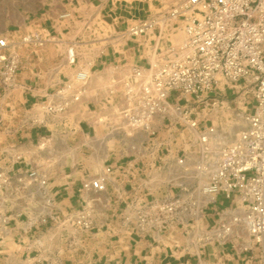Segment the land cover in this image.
I'll return each mask as SVG.
<instances>
[{"label": "crops", "instance_id": "0c3cea01", "mask_svg": "<svg viewBox=\"0 0 264 264\" xmlns=\"http://www.w3.org/2000/svg\"><path fill=\"white\" fill-rule=\"evenodd\" d=\"M181 1L77 0L84 19L67 24L65 14L70 8L61 0L32 23L25 18L26 25L16 30L0 25V39L11 43L6 53L20 59L12 86L3 83L0 63V155L7 150L16 156L11 171L29 167L44 171L54 200L50 206L36 200L31 210L35 217L27 216L29 212L10 213V221L0 229V264H264L262 250L243 227L235 230L236 236L227 244L202 241L233 200L225 193L213 201L204 196L201 187L208 176L197 169L203 160L201 136L206 131L214 129L210 141L217 149L246 128L244 113L255 111V95L244 110L238 107L244 121L239 133L228 132V108L246 89L245 94H255V86L223 80L200 100L172 91L169 101L180 110L174 109L171 118L157 115L151 131L134 130L123 143L106 147L113 141L108 124L119 118L117 107L106 104L110 85L128 79L136 66L149 73L151 65L171 57L172 49L185 39L178 44L170 40L171 31L183 30V21L167 20L151 33L137 36L129 35L128 29L148 19H161L160 13ZM88 21L109 26V38L86 41L92 39L93 30H87ZM30 28L45 42L25 44L22 37ZM72 49L77 51L74 62ZM80 71L91 78L84 96L67 113L37 110L54 101L67 82L77 83ZM221 119L222 125H216ZM193 121L196 127L191 126ZM44 140L46 147L39 146ZM95 143L101 149L99 159H95ZM101 175L107 177L106 190L84 189L85 182ZM176 196L198 202L201 213L194 217L186 211L173 225L147 234L135 231L123 218L136 198ZM84 208L92 214V228L62 225L60 217L66 212ZM246 245L253 250H245Z\"/></svg>", "mask_w": 264, "mask_h": 264}, {"label": "built area", "instance_id": "2783aa9c", "mask_svg": "<svg viewBox=\"0 0 264 264\" xmlns=\"http://www.w3.org/2000/svg\"><path fill=\"white\" fill-rule=\"evenodd\" d=\"M160 14L161 19L130 27L128 34L143 35L170 20L184 22L186 37L172 49L171 57L151 65L149 73L134 67L132 76L124 80L121 114L134 130L151 131L157 115L171 118L174 109L180 110L169 101L172 91L200 100L223 80L255 86L257 105L253 113H244L246 128L233 142L217 149L210 141L214 129L206 131L201 136L203 160L197 169L208 176L201 187L204 196L213 201L225 193L233 200V206L223 210L218 222L205 231L202 241L227 244L236 236L235 230L243 227L264 255V0H184ZM10 45L6 38L0 39L1 75L6 86L14 84L20 68L19 57L6 53ZM90 78L88 72H78L77 83L67 82L66 88L57 91L56 99L47 103V113H67L84 96ZM191 126L196 127L197 122ZM15 160L7 150L0 155V229L10 221V213L29 212L26 215L31 216L36 200L42 199L47 206L54 202L48 175L37 167L11 171L9 166ZM106 184V175H101L85 182L84 189L103 191ZM186 211L198 216L199 203L179 196L136 198L123 218L135 231L147 234L173 225ZM60 218L66 229L87 230L93 226L92 214L86 208L66 212ZM244 249L253 250V246Z\"/></svg>", "mask_w": 264, "mask_h": 264}, {"label": "rangeland", "instance_id": "374dc122", "mask_svg": "<svg viewBox=\"0 0 264 264\" xmlns=\"http://www.w3.org/2000/svg\"><path fill=\"white\" fill-rule=\"evenodd\" d=\"M61 1V0H0V25L6 23L7 25H10L12 29L16 30L20 27V25L24 24L26 25V22L23 21L26 18L27 24H30L34 21V18L40 15L41 13L48 10L55 2ZM66 2V5H68V8H70L68 11H66V23L69 22H78L79 20H83V16L81 14L82 9H79L77 5V0H62ZM86 28L87 30L92 29V39L90 37L85 38L86 41L88 40H94V39H105L109 38L110 36V28L109 26H106L105 24L93 22L91 21L86 22ZM183 30L178 29L177 31H171L170 40L174 44L180 43V41L183 40L184 37H186V32L184 29L183 24ZM153 29H151L149 32L151 33ZM37 32L36 30H33L32 28L29 29V32L22 37V41L27 45H37L38 41L36 38ZM32 36L34 38V41H28L26 38ZM45 42V39H43ZM76 44H82L77 42ZM40 45V44H38ZM77 48V47H76ZM77 53V51L75 50ZM19 54V52L17 51ZM132 75L129 76V78ZM115 83V85H114ZM110 86V96L107 98V105H113L117 107V111L119 113V118L115 119L114 122L108 124L107 132L111 133V138L113 139L110 144H108L106 147L113 148L116 141H125V137L131 136L134 129L131 127L129 122L123 118V115L121 114V110L124 106V92H125V82L124 81H116ZM252 88V87H250ZM249 88V90H250ZM247 90V89H246ZM245 90V91H246ZM242 93L240 96L241 98L238 99L235 102H232L230 104V107L228 108V111H230V122H229V131L231 134L236 132L239 133L242 130V125L244 124V121L241 116H239L238 113V107L240 109H245V105H249V103L253 102L254 100V92H249L248 94ZM46 105L47 104H41L38 106L37 110L41 111V113L47 114L46 111ZM9 110L11 107L8 108ZM237 109V110H236ZM43 115V114H42ZM222 122H224V119L218 120L216 125H220ZM239 124H241L239 126ZM222 125V124H221ZM227 131V130H225ZM233 138V137H232ZM121 141V143H123ZM47 141L44 140L41 142L39 146L46 147ZM94 145V144H92ZM96 150L94 151L95 159L101 158V149L98 145L95 143ZM62 145H60V148ZM63 148V147H62ZM104 148V147H103ZM37 150V146H36ZM28 159H30V156H28ZM94 163V162H93ZM226 202L222 203V206H224Z\"/></svg>", "mask_w": 264, "mask_h": 264}, {"label": "bare ground", "instance_id": "6f19581e", "mask_svg": "<svg viewBox=\"0 0 264 264\" xmlns=\"http://www.w3.org/2000/svg\"><path fill=\"white\" fill-rule=\"evenodd\" d=\"M26 40H32V38L31 37H28V38H26ZM75 55H76V52L72 49L71 51H70V57H71V59L73 58V57H75Z\"/></svg>", "mask_w": 264, "mask_h": 264}]
</instances>
